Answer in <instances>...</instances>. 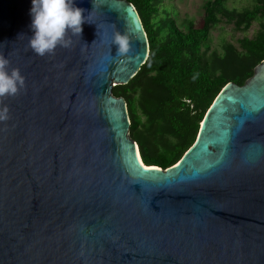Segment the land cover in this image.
<instances>
[{
  "label": "water",
  "instance_id": "water-1",
  "mask_svg": "<svg viewBox=\"0 0 264 264\" xmlns=\"http://www.w3.org/2000/svg\"><path fill=\"white\" fill-rule=\"evenodd\" d=\"M74 5L92 23L40 57L32 0H0V55L25 78L0 104V264H264V58L222 87L178 161L145 165L112 91L148 56L138 12ZM112 24L130 56L110 49Z\"/></svg>",
  "mask_w": 264,
  "mask_h": 264
},
{
  "label": "trees",
  "instance_id": "trees-1",
  "mask_svg": "<svg viewBox=\"0 0 264 264\" xmlns=\"http://www.w3.org/2000/svg\"><path fill=\"white\" fill-rule=\"evenodd\" d=\"M138 12L148 39V56L126 84L112 88L122 96L130 119V136L145 165L167 168L194 143L200 122L222 87L241 85L264 58V21L254 38L241 40L242 51L225 44L208 54L209 30L225 14L236 27L264 17V0L230 12L224 0H207L202 26L176 23L175 10L162 0H128ZM142 116V118H141Z\"/></svg>",
  "mask_w": 264,
  "mask_h": 264
},
{
  "label": "clouds",
  "instance_id": "clouds-1",
  "mask_svg": "<svg viewBox=\"0 0 264 264\" xmlns=\"http://www.w3.org/2000/svg\"><path fill=\"white\" fill-rule=\"evenodd\" d=\"M84 11L85 9L74 5V0H32L30 27L34 35L29 38L30 49L36 55L44 57L55 55L58 46L70 48L73 43L72 37H81L82 25L85 22L92 23L90 21L92 12L85 17ZM112 27L114 31L110 49L112 45H116V56H130L133 51L130 36L127 32L122 34L114 24ZM10 65V60L0 55V104H3L8 97L17 96L25 88L24 76L18 68H11L9 71ZM9 118V109L5 105L0 108V121Z\"/></svg>",
  "mask_w": 264,
  "mask_h": 264
},
{
  "label": "rangeland",
  "instance_id": "rangeland-1",
  "mask_svg": "<svg viewBox=\"0 0 264 264\" xmlns=\"http://www.w3.org/2000/svg\"><path fill=\"white\" fill-rule=\"evenodd\" d=\"M207 0H162L161 8L175 10L176 23L183 27L187 22H191L193 27H200L203 23L205 14L204 4ZM212 1V0H210ZM255 0H224L226 10L230 12H241L245 9L251 8ZM219 22L212 25L209 30L208 49L207 53L210 54L214 51L217 53L223 52L225 44H232L238 51H242L240 45L241 40L244 38H254L261 29V23L264 17H259L252 20L248 26L242 25L236 27L233 21L227 19L225 14H217ZM142 118V116H141Z\"/></svg>",
  "mask_w": 264,
  "mask_h": 264
},
{
  "label": "flooded vegetation",
  "instance_id": "flooded-vegetation-1",
  "mask_svg": "<svg viewBox=\"0 0 264 264\" xmlns=\"http://www.w3.org/2000/svg\"><path fill=\"white\" fill-rule=\"evenodd\" d=\"M245 82V81H244Z\"/></svg>",
  "mask_w": 264,
  "mask_h": 264
}]
</instances>
